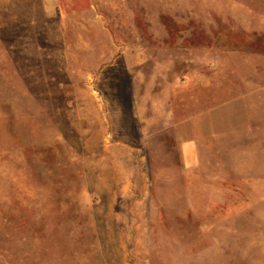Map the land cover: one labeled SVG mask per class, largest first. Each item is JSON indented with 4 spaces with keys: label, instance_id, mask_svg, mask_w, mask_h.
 <instances>
[{
    "label": "rangeland",
    "instance_id": "obj_1",
    "mask_svg": "<svg viewBox=\"0 0 264 264\" xmlns=\"http://www.w3.org/2000/svg\"><path fill=\"white\" fill-rule=\"evenodd\" d=\"M48 1L0 0V264H264V0Z\"/></svg>",
    "mask_w": 264,
    "mask_h": 264
},
{
    "label": "crops",
    "instance_id": "obj_2",
    "mask_svg": "<svg viewBox=\"0 0 264 264\" xmlns=\"http://www.w3.org/2000/svg\"><path fill=\"white\" fill-rule=\"evenodd\" d=\"M48 4H55V6H59L60 4V0H49L47 2ZM230 105L226 104V106H223L221 109V114H228L230 111L232 113L231 108H229ZM233 108V105H232ZM233 116V115H232ZM226 117V116H225ZM222 117L219 118V140H224L226 138H230V140H237V138H239V133H243L245 131H247L248 128H239L238 125V121L236 118H227L225 119ZM227 123L226 126L221 127L220 123ZM236 126V128H235ZM244 137L241 138V140ZM240 140V139H239ZM196 149H197V142L194 139H186L183 141L182 143V153H183V161H184V166L185 169L187 170H191L194 169L195 167H197V157H196ZM231 160V163H233L234 161H236V157H229ZM246 176H241L240 174L236 173V175H234L233 173L229 174L228 176H223V180H236V179H244ZM117 193L119 194H114V195H119V196H124L126 197L128 194V190H119ZM105 219H109L111 221V224L113 223V225L109 226V229H111L110 232V236L107 237V244L110 245H127L128 243H131L133 240L128 242V238L125 237V233L124 232H120L118 231V235L117 232L115 233L114 231H116L115 229V222L116 221H122L125 222L124 226L120 227V229L126 230L128 229V225H127V221L125 220L126 218L122 216H119L118 214L114 213V211L109 212V214H107V216H105ZM119 223V222H118ZM118 223L116 225V227H118ZM121 226V223H119ZM113 230V231H112ZM124 233V234H123ZM111 253V252H110ZM109 260H116V258L120 259L121 261L123 260V258H121L122 256L119 255H115V254H109L108 256ZM124 264V263H122Z\"/></svg>",
    "mask_w": 264,
    "mask_h": 264
}]
</instances>
